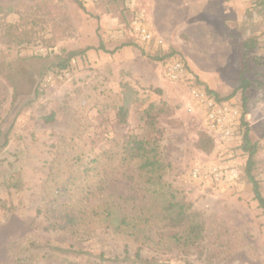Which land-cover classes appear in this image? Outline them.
<instances>
[{"label": "rangeland", "instance_id": "1", "mask_svg": "<svg viewBox=\"0 0 264 264\" xmlns=\"http://www.w3.org/2000/svg\"><path fill=\"white\" fill-rule=\"evenodd\" d=\"M81 1L85 10L75 0H0V264H264V214L241 137L224 143L189 110L192 81L245 109L241 132L257 145L264 194V0ZM138 11L164 37L161 47L135 36ZM253 36L251 86L234 92L242 76L235 42ZM89 45L97 48L58 66ZM188 50L206 73L192 68ZM165 54L185 62V79L167 77L172 57L153 58ZM125 83L138 100L120 122ZM206 131L209 150L199 145ZM133 137L147 141L144 157L128 148ZM146 159L158 164L144 168ZM173 201L204 222L195 244L171 226ZM72 245L86 254L53 249Z\"/></svg>", "mask_w": 264, "mask_h": 264}, {"label": "trees", "instance_id": "2", "mask_svg": "<svg viewBox=\"0 0 264 264\" xmlns=\"http://www.w3.org/2000/svg\"><path fill=\"white\" fill-rule=\"evenodd\" d=\"M77 3L80 4V6L85 10V7L83 5V2L81 0H75ZM127 7H129L126 3L125 0H122ZM264 4V1H263ZM132 44L128 43L127 45ZM236 44V51H237V56H239V62L241 61L242 63V76L240 79V83L236 87L235 91L242 90L245 91L247 88L251 86V81L244 76V72L247 70L246 67V61L248 58V53L249 51H252L258 47L259 44V39L256 36H253L248 39H240L239 41L235 42ZM97 47H94L92 45H89L85 47L84 49L81 50H75V51H70L68 53L67 58L63 59L60 63H58V66L62 69H66L69 66V62L71 59H73L75 56L78 55H83L85 54L88 50L91 49H96ZM99 49H105L104 43L102 40H100ZM107 51V50H106ZM172 54H165L164 56H154L153 58L156 60H162V59H167V57H172ZM240 63V64H241ZM124 88V99H123V104L119 107L118 110V116L120 117L119 120L120 122H125L127 120V116L129 113V109L133 103H135L136 100H138V93L137 91L128 83H125L122 85ZM228 98V97H227ZM152 110L153 107L150 105L148 108H146L143 111V115L146 116L147 119L149 118H154L152 116ZM53 115L50 117H47V119H52ZM247 124V121L245 119V109L242 111V120H241V128L244 127ZM207 133H202L200 137V142L199 145L203 149H210L213 146L214 143V137L212 136L211 133L206 131ZM241 142H242V148L244 151L248 153V159L246 161L245 165V174L248 180L252 183L253 186V191H254V198L258 201L259 206L263 210L264 214V194L261 190V185L258 179L256 178L254 174L255 170V165H256V160L255 156L257 153V145L252 142L250 135H249V129L246 128L244 130V134L241 135ZM147 141L144 139H139L136 137H133L132 140L130 141V146L128 147L131 152L134 151L133 153L135 156L139 157H144L146 153L148 152L147 146H146ZM158 161L157 160H151V159H146L143 163L142 167H154ZM167 210L169 212L168 217L170 218V224L172 227L176 228H183V234L182 238L180 240H183L184 244H195L198 242L202 237H203V232H204V222L202 220L198 219L197 213H193L188 211L190 210V205L187 203L179 202V201H173L172 203H169L167 206ZM118 227L119 228H127L129 226L128 221H126L125 218H120L118 221ZM53 249L64 255H75L76 257L78 256H84L87 251L81 249V248H75L73 245L70 247H60L56 246L53 247ZM136 257L138 260L145 261L139 252L136 253ZM98 258H100L103 261L107 260H115L118 257H105V254H99ZM19 264H25L22 262H19ZM68 264H75L72 261H70Z\"/></svg>", "mask_w": 264, "mask_h": 264}, {"label": "built area", "instance_id": "3", "mask_svg": "<svg viewBox=\"0 0 264 264\" xmlns=\"http://www.w3.org/2000/svg\"><path fill=\"white\" fill-rule=\"evenodd\" d=\"M125 1L129 7L136 2V0ZM132 25L135 36L141 43L157 48L164 44V37L151 29L144 11L135 13ZM169 61L165 69L167 77L173 81L185 79L188 74L185 62L177 57H172ZM189 94L193 103L189 110L199 112L202 115L205 127L209 132L226 144L240 139L242 135V110L238 104L231 100L224 101L216 98L209 88H205L194 81L190 83ZM194 170L195 175L203 172L198 167ZM215 172L216 169L211 170V173ZM215 175L218 176L217 173Z\"/></svg>", "mask_w": 264, "mask_h": 264}, {"label": "crops", "instance_id": "4", "mask_svg": "<svg viewBox=\"0 0 264 264\" xmlns=\"http://www.w3.org/2000/svg\"><path fill=\"white\" fill-rule=\"evenodd\" d=\"M228 5H226V10H228V7H227ZM227 12V11H226ZM242 12L240 11V12H237V15L238 16H242ZM227 15V13L224 15V16H226ZM224 21V20H223ZM212 27V26H211ZM190 29V28H189ZM190 30H192V32L194 33V35H195V33H196V31H195V29H190ZM192 33V34H193ZM190 34V33H189ZM224 34H222L221 35V37L223 36ZM220 37V38H221ZM224 40H225V38H224ZM226 40H227V42H229V44L232 46V47H234V44H233V41H232V39H229V38H226ZM224 42V41H223ZM214 46H216V44L214 43ZM217 48V47H216ZM235 48V47H234ZM186 53H188V55L190 56V59L192 60V62H193V64H196V66L199 68V69H197L194 65L192 66V68L198 73V74H202V73H206V71L207 70H205L204 68H202V66H200V64L198 63V61L193 57V56H191V54H189V53H192V52H190V50H188ZM197 61V62H196ZM220 68V66L218 65V64H216L215 65V67L213 68V70L214 71H217L218 69ZM205 75V74H204ZM205 79H207V80H212V76H206L205 77ZM210 80V81H211ZM210 81H208V83L209 84H211V82ZM211 86H214V85H211Z\"/></svg>", "mask_w": 264, "mask_h": 264}]
</instances>
